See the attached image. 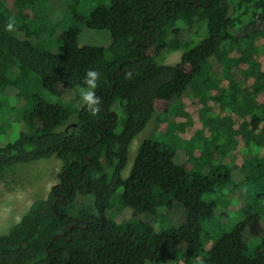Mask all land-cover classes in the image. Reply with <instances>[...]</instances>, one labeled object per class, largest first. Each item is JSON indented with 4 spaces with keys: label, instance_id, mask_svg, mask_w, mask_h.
Returning a JSON list of instances; mask_svg holds the SVG:
<instances>
[{
    "label": "trees",
    "instance_id": "obj_1",
    "mask_svg": "<svg viewBox=\"0 0 264 264\" xmlns=\"http://www.w3.org/2000/svg\"><path fill=\"white\" fill-rule=\"evenodd\" d=\"M12 1L0 0V113L9 96L34 105L22 111L29 132L17 139L0 123V172L51 157L63 167L49 195L0 236V264H264V238L250 252L251 238L264 235V0H109L86 15L73 0L61 53L32 43L42 28L25 11L36 0ZM83 27L107 32L108 45H81ZM180 50L179 63L165 64ZM245 53L251 58L238 62ZM89 69L101 73L94 117L79 94ZM34 74L47 91L75 99L66 106L32 96ZM203 97L213 100L202 117L214 129L205 142L218 143L210 153L148 139L125 177L131 145L155 114L182 140L172 111ZM227 185L220 211L212 195ZM234 195L246 218L231 231L210 228L226 219ZM118 196L131 213L124 223L111 215Z\"/></svg>",
    "mask_w": 264,
    "mask_h": 264
},
{
    "label": "rangeland",
    "instance_id": "obj_2",
    "mask_svg": "<svg viewBox=\"0 0 264 264\" xmlns=\"http://www.w3.org/2000/svg\"><path fill=\"white\" fill-rule=\"evenodd\" d=\"M12 2L13 1L11 0V3ZM109 3V0H81L78 4V8L74 11L80 14L83 12V14L86 15V13L96 6L109 5ZM71 4H73V0H36L34 5V8L36 9L32 10L30 8H25V12H27L30 21L33 22L32 27L38 29L42 28V30L33 33V45L44 51L51 50L56 53L62 52L63 44L61 41V35L69 27L75 25L74 16L71 13V9H69ZM106 33L107 32L99 33L98 31H94L88 27H83L79 42L81 45L107 46L108 41L105 35ZM200 39L201 38L196 39L194 44L198 43ZM182 55L183 51L181 50L174 52L170 54L164 62L168 65H175L181 61ZM250 58L251 55L245 53L239 58L238 62L247 61ZM219 76L223 80V85L227 86L228 77L222 73H219ZM36 79L37 76L35 75V81ZM261 79L264 83V78ZM37 81L38 82H35L36 85L32 88L30 87L31 93L36 94L32 96H40L49 103L62 104L66 106L68 102L75 99V95L64 98L53 94L41 85L40 79H37ZM20 89L15 88L12 93L17 94V92H20ZM17 101L18 100L15 95L14 97L9 96L6 105L7 113H0V123L8 129V132L6 129L5 131L11 139H17L22 131L29 132V127L26 125V122L22 117V111L26 108H31L34 105L32 98H28L24 104L23 102L17 103ZM212 101L213 100L203 97L201 101L194 100L188 105L184 104V102H180L176 105L175 111H172V113H175L174 115L176 117L178 131L180 133L179 136L182 140H178L175 137L173 138L170 135H167L168 124L166 117L155 114L147 128L133 141L130 149L129 165L124 172V176L127 177L129 175L140 146L148 139L160 140L164 144L175 146L182 150L186 149L188 154H195L196 157L209 154L210 148L218 143L215 136L211 142H205L206 139H209L214 129L211 132V129L204 124L202 117L204 115V107L207 105L213 106ZM15 106H17V108H14ZM120 115L122 119V117H124V112L120 111ZM74 122L75 120L73 119L70 123H68V125ZM226 123L227 119L221 121L219 126L223 127ZM200 131L202 133H200ZM198 132L199 139L193 138ZM7 135H1L0 142L4 138L7 139ZM191 139L192 141H190ZM194 141H197L196 145ZM201 142H204V144H201ZM239 145L240 146L237 147L236 151L238 154L237 162L242 165L243 158L240 154V148L243 144ZM222 147L225 149L228 148L225 144ZM192 164L193 166L194 164L197 166L199 162L194 163L193 161ZM62 167L63 163L60 159L57 157H51L27 164L8 166L0 172V236L9 233L11 228L20 221L25 213H27L34 201L44 199L49 195L53 186L60 182L59 175ZM246 186L247 184H243V188H246ZM230 188V185H227V187L224 186L223 188L218 189L217 193L212 195L215 199L218 198L220 201L222 200L219 207L220 211L229 199ZM232 198L233 201L231 206L234 208L225 210L227 215L226 219H223L222 216H218V218H216L213 222L215 225H211L210 228L216 227L224 232L231 231L235 224L246 218V205L244 204V206H242L240 198L237 197V195H234ZM251 209L252 208H250V210ZM111 215L120 223H124L130 219L131 213L124 207V204L119 196L113 200ZM263 238L264 235H256L251 238V253ZM208 246H210V244H208Z\"/></svg>",
    "mask_w": 264,
    "mask_h": 264
},
{
    "label": "clouds",
    "instance_id": "obj_3",
    "mask_svg": "<svg viewBox=\"0 0 264 264\" xmlns=\"http://www.w3.org/2000/svg\"><path fill=\"white\" fill-rule=\"evenodd\" d=\"M16 30V20L10 17L5 25V31L12 33ZM101 73L96 70L89 69L83 79V86L79 89L80 97L86 106L90 116H97L100 113L102 100L97 95L95 89L98 87V81Z\"/></svg>",
    "mask_w": 264,
    "mask_h": 264
},
{
    "label": "flooded vegetation",
    "instance_id": "obj_4",
    "mask_svg": "<svg viewBox=\"0 0 264 264\" xmlns=\"http://www.w3.org/2000/svg\"><path fill=\"white\" fill-rule=\"evenodd\" d=\"M59 184V183H58Z\"/></svg>",
    "mask_w": 264,
    "mask_h": 264
}]
</instances>
